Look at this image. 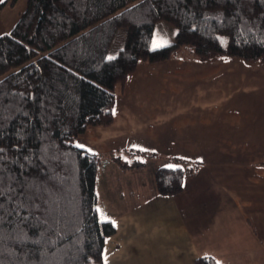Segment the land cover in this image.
<instances>
[{"label":"trees","instance_id":"16d2710c","mask_svg":"<svg viewBox=\"0 0 264 264\" xmlns=\"http://www.w3.org/2000/svg\"><path fill=\"white\" fill-rule=\"evenodd\" d=\"M160 21L176 33L153 47ZM120 28L124 42L110 56ZM187 53L264 62V0H27L0 35V264H104L116 229L97 210L102 155L75 141L113 122L116 89L139 62ZM110 156L122 168L144 163ZM186 172L158 167L159 194L179 193ZM194 264L217 261L202 256Z\"/></svg>","mask_w":264,"mask_h":264},{"label":"crops","instance_id":"0c3cea01","mask_svg":"<svg viewBox=\"0 0 264 264\" xmlns=\"http://www.w3.org/2000/svg\"><path fill=\"white\" fill-rule=\"evenodd\" d=\"M4 1L0 35L27 3ZM113 116L77 137L102 155L97 210L116 229L105 240L104 264H194L202 256L264 264V62L188 53L139 62L116 89ZM110 152L144 163L122 168ZM161 166L187 169L179 193L159 194Z\"/></svg>","mask_w":264,"mask_h":264},{"label":"rangeland","instance_id":"374dc122","mask_svg":"<svg viewBox=\"0 0 264 264\" xmlns=\"http://www.w3.org/2000/svg\"><path fill=\"white\" fill-rule=\"evenodd\" d=\"M157 31L155 34V38L152 40L151 42V46L155 45L156 43H160V46L165 45L162 44L163 42L162 39L168 35L171 36V39L174 38V35L176 33V28L169 22L167 21H160L159 23H157V27H156ZM125 35H126V29L125 28H120L115 36V39L113 41V44L111 46V49L109 51V55L110 56H114L117 49H119V47L122 45V43L124 42L125 39ZM76 144L78 142V140L76 139ZM106 264H108V262H105Z\"/></svg>","mask_w":264,"mask_h":264},{"label":"snow or ice","instance_id":"6c2138e0","mask_svg":"<svg viewBox=\"0 0 264 264\" xmlns=\"http://www.w3.org/2000/svg\"><path fill=\"white\" fill-rule=\"evenodd\" d=\"M156 47H159L160 45H155ZM109 59H113V57H109ZM78 147H80V148H83L84 147V145H78ZM171 167V166H170ZM13 191V189L11 188V187H9V189H8V193H11ZM5 195V190H4V188H3V185H2V183H0V197H3ZM23 205H17V207H22ZM3 208V205L2 204H0V209H2ZM99 211V210H98ZM3 222V217H2V215H0V223H2ZM217 264H219V262H217Z\"/></svg>","mask_w":264,"mask_h":264}]
</instances>
